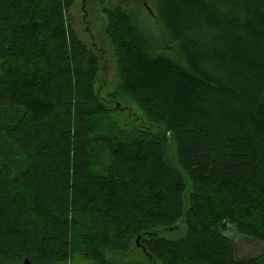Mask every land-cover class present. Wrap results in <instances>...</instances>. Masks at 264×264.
<instances>
[{"label": "trees", "instance_id": "obj_1", "mask_svg": "<svg viewBox=\"0 0 264 264\" xmlns=\"http://www.w3.org/2000/svg\"><path fill=\"white\" fill-rule=\"evenodd\" d=\"M75 1L0 0V264L79 250L110 264L134 240L141 264H264V249L237 260L220 230L225 219L264 241V0H158L185 65L151 55L131 12L104 9L116 95L159 134L129 132L99 99V55L66 14ZM178 222L180 238L158 235Z\"/></svg>", "mask_w": 264, "mask_h": 264}, {"label": "rangeland", "instance_id": "obj_2", "mask_svg": "<svg viewBox=\"0 0 264 264\" xmlns=\"http://www.w3.org/2000/svg\"><path fill=\"white\" fill-rule=\"evenodd\" d=\"M118 6L123 7V11L131 12L134 30L153 51L151 55L160 56L159 52H161V54L185 65V61L177 54L175 43L170 40L165 27L157 17L158 0H76L73 6L66 11V14L68 21L77 33L94 47L99 55L100 69L94 90L101 102L113 110L112 115L115 120L129 132L147 128L154 134H159V131L164 129V125L154 120L155 118L151 119L150 112L139 102L130 96L117 97L116 95L121 91L120 77L115 48L112 39H109L106 34L107 16L104 9ZM143 70L148 73L146 67H143ZM166 156L169 162L176 166V145L174 137L171 135L166 147ZM138 164L139 166L144 165L140 162ZM11 165L13 168H10V174L14 175L19 169V163L13 162ZM220 230L232 239L235 258L239 261L251 259L264 249V241L240 235L234 222L222 220ZM185 232V224L178 222L176 228L162 230L158 235L175 239L183 236ZM106 253L110 264H141L149 260L145 248H142L139 241L135 240L128 251L110 250ZM91 261V258L85 254V250H79L74 252L67 261L54 264H90ZM27 262L32 264L29 257L23 258L21 262L7 261L5 264H27Z\"/></svg>", "mask_w": 264, "mask_h": 264}, {"label": "water", "instance_id": "obj_3", "mask_svg": "<svg viewBox=\"0 0 264 264\" xmlns=\"http://www.w3.org/2000/svg\"><path fill=\"white\" fill-rule=\"evenodd\" d=\"M27 264H31V263L27 262Z\"/></svg>", "mask_w": 264, "mask_h": 264}]
</instances>
